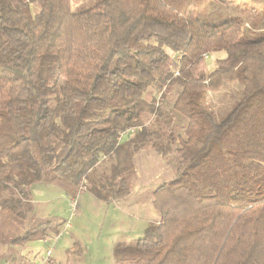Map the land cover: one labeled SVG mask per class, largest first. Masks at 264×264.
Wrapping results in <instances>:
<instances>
[{
    "label": "trees",
    "instance_id": "trees-1",
    "mask_svg": "<svg viewBox=\"0 0 264 264\" xmlns=\"http://www.w3.org/2000/svg\"><path fill=\"white\" fill-rule=\"evenodd\" d=\"M215 1L264 11V0H0V209L11 221L28 220L36 184L125 198L135 154L151 147L173 151L178 172L153 193L158 221L117 244L113 264H264V22L202 18ZM212 53L223 57L205 72ZM229 86L240 97L218 119L209 95ZM153 89L173 90L181 133L146 126L161 117ZM103 160L109 175L94 182Z\"/></svg>",
    "mask_w": 264,
    "mask_h": 264
},
{
    "label": "rangeland",
    "instance_id": "rangeland-1",
    "mask_svg": "<svg viewBox=\"0 0 264 264\" xmlns=\"http://www.w3.org/2000/svg\"><path fill=\"white\" fill-rule=\"evenodd\" d=\"M95 1L82 0L81 4L90 6ZM75 9L77 8L73 7V10ZM255 11L256 9L250 4L215 1L213 5H207V8L201 9L199 14L204 19L214 18V22L222 19H236L239 22H245L244 26L247 27L248 23L254 25L261 21L264 22V11L259 15ZM258 12L262 11L258 10ZM168 52L173 62L177 63L176 54ZM222 57V53L203 56L205 72L212 71L216 66V60ZM161 93H164V90L158 92L153 89L148 96L155 98V103L161 111V117L157 120L155 117H147L143 121L147 127H154L159 132L162 131L161 129H168L173 134L181 133L179 128L182 119L171 112L173 90L167 91L162 95V98H160ZM239 97L240 93L235 86H229L219 94L209 95L212 112L218 119L224 117L239 100ZM167 119H171V124L165 128ZM155 121L156 123H154ZM131 134L132 131L122 134L121 141L127 139ZM166 141V138L162 140L163 143ZM133 164L134 175L131 178L130 189V192L133 193L128 200L138 199L147 207L150 203L153 211L156 212L152 205L154 191L161 184L173 180L178 172L174 152H160L148 147L135 154ZM109 169V160H103L95 168L94 182L104 181L105 177L109 175ZM82 187L76 197L72 198L56 182L36 184L31 191L32 212L28 216V220L22 224L17 220L11 221V218L0 209V264H112V250L110 253L109 250L112 246V233L115 229L111 230V228H118L120 224L111 218L117 217V214L110 211L113 207H108V204L95 199L87 191L86 183ZM9 196V192H2L0 202ZM119 200L115 201L120 204L123 201H128ZM107 210L110 212L107 213ZM143 214L141 211L140 215ZM150 217L151 215H147L145 218ZM44 222L51 224L46 226V230L40 229L38 237L19 245L11 243V236L21 235L24 231L36 228L39 224L43 225ZM121 226L125 231L127 226ZM11 229L13 232L10 235L7 234ZM115 242L124 246L134 244V241L129 242L123 239Z\"/></svg>",
    "mask_w": 264,
    "mask_h": 264
},
{
    "label": "crops",
    "instance_id": "crops-1",
    "mask_svg": "<svg viewBox=\"0 0 264 264\" xmlns=\"http://www.w3.org/2000/svg\"><path fill=\"white\" fill-rule=\"evenodd\" d=\"M132 193L133 192L131 191L126 198L120 199L119 201L128 200ZM108 207H113L110 211L113 212V214H117V217H112L111 220L115 219L117 223L120 224L118 228H111V230L115 229L114 233H112L113 242L109 250V253L112 250V258L114 247L117 245V242L115 241L123 239L125 241L131 242L141 238L146 227L150 223L157 222L159 218L157 211H153L150 203L147 207L138 199L123 201V203L121 204L117 203L116 201H113L108 204ZM110 211L107 210V213ZM141 211L144 213L142 216L140 215ZM147 215H151V217L145 218ZM121 225L127 226L125 231L122 230Z\"/></svg>",
    "mask_w": 264,
    "mask_h": 264
},
{
    "label": "built area",
    "instance_id": "built-area-1",
    "mask_svg": "<svg viewBox=\"0 0 264 264\" xmlns=\"http://www.w3.org/2000/svg\"><path fill=\"white\" fill-rule=\"evenodd\" d=\"M206 56V55H205ZM177 60H179V57H177Z\"/></svg>",
    "mask_w": 264,
    "mask_h": 264
}]
</instances>
